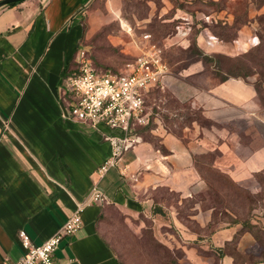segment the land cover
<instances>
[{"label":"crops","instance_id":"crops-1","mask_svg":"<svg viewBox=\"0 0 264 264\" xmlns=\"http://www.w3.org/2000/svg\"><path fill=\"white\" fill-rule=\"evenodd\" d=\"M87 2L22 0L0 5V264L24 252L17 237L20 228L33 243H41L87 197L95 181L108 198L105 204L116 206L127 219L151 217L158 232L181 242L192 264H207L209 258L201 250L223 246L240 224L219 225L213 219L214 207L204 205L207 186L194 156L211 153L213 165L245 185L264 168V106L254 84L234 76L215 80L200 60L177 73L170 71L164 84L145 96L149 133L155 139L139 134L138 142L97 178L93 171L110 151L103 137L107 130L103 124L93 126L64 115L67 97L61 76L83 35L81 12ZM203 16L207 20L208 15ZM222 17L231 22L233 14ZM249 22L238 29L239 44H250L256 35L247 34ZM207 30H200L199 46L232 53V42L206 45ZM155 91L171 92L175 108L166 97L148 104ZM186 103L210 122L195 117L169 122L168 113L181 119ZM183 199L191 202L180 215ZM104 205L84 206L80 228L61 239L55 260L122 264L98 225ZM253 243L252 234L244 231L237 246L244 249ZM220 261L234 264V257L225 252Z\"/></svg>","mask_w":264,"mask_h":264},{"label":"rangeland","instance_id":"rangeland-1","mask_svg":"<svg viewBox=\"0 0 264 264\" xmlns=\"http://www.w3.org/2000/svg\"><path fill=\"white\" fill-rule=\"evenodd\" d=\"M262 2L261 6L264 5V0ZM260 8L256 0H88L81 12L84 31L82 42L79 44L84 45L98 67L125 71L146 44L144 33L150 32L153 41L161 49V55L163 54L171 65L170 71L177 73L182 66L201 57L205 61V72L212 74L215 80H220L225 74L249 73L247 79L252 82L256 79L264 81V59L261 60L263 65L259 66L256 64L257 59L253 61L247 56L249 51L254 54L257 44L250 42L244 45L236 42L238 31L232 39L224 41L235 44L232 53L220 50L219 46L207 49L197 44L205 53L214 54L212 58L205 59L198 52V46L192 47L190 44L192 37H195L197 43V36L203 24H209V28L216 25L215 28L218 29L216 21L230 13L238 15L239 20L235 21L238 27L242 26V18H249L247 34L254 32L259 39L261 28L257 17L264 13V9ZM187 12L193 17L191 31L186 40L176 41L172 20H181V15ZM196 15H208L207 22H196ZM233 31L235 28L229 29L225 34H233ZM62 93L67 100L70 99L71 94L68 91L65 92L62 88ZM160 97H166L168 106L175 108L174 96L168 91L151 93L148 104L153 106L154 102L160 103ZM258 99L264 106V102L259 97ZM183 105L187 108L181 110V119L165 111L170 115L167 119L169 122L182 123L191 117L197 118L200 123L206 122L198 109H190L187 103ZM105 128L108 130L107 126ZM142 133L143 136H148L149 130ZM206 175L210 180L213 179V186L206 184V192L202 195L204 205L215 206L212 217L217 224L226 225L237 215L264 227V169L254 175L247 185L238 182L239 188L231 186L216 175ZM190 202V199H183L178 212L180 215L186 213ZM108 212L109 219L103 222L102 230L126 264H192L185 256L181 242L179 244V241L164 231L158 232V227L151 217L142 215L140 218L127 219L124 212L115 211L113 207ZM261 231H257V237L249 231L254 237V243L246 247L247 249H239L237 246L240 234L236 241L229 244L226 252L233 255L234 264H254L256 259L264 257V231ZM212 248L201 250L209 258L207 264H222L220 250L217 246Z\"/></svg>","mask_w":264,"mask_h":264},{"label":"built area","instance_id":"built-area-1","mask_svg":"<svg viewBox=\"0 0 264 264\" xmlns=\"http://www.w3.org/2000/svg\"><path fill=\"white\" fill-rule=\"evenodd\" d=\"M180 18L173 34L176 41L188 36L193 23L191 14L186 13ZM143 38L146 44L125 71L97 70L88 50L79 44L75 51L77 67L62 78V88L71 94L70 99L66 100L64 115L93 126L103 124L108 127L103 137L108 141L110 151L93 171L97 178L114 166L124 151L138 142L140 136L136 127L146 125L150 120V113L145 105L146 93L158 84L163 85L165 76L170 73L169 64L162 58L161 49L151 39L150 33H144ZM217 40V36L206 31V45L212 46ZM257 40L254 35L251 42L255 44ZM105 202H108V198L95 181L90 186L87 197L41 243H33L27 231L20 228L17 237L24 252L8 264H68L54 258L61 239L80 228L84 206Z\"/></svg>","mask_w":264,"mask_h":264},{"label":"trees","instance_id":"trees-1","mask_svg":"<svg viewBox=\"0 0 264 264\" xmlns=\"http://www.w3.org/2000/svg\"><path fill=\"white\" fill-rule=\"evenodd\" d=\"M22 0H18V1H14V2H10V3H18ZM257 1V4H258V7H261V5L263 4L262 0H256ZM245 14V13H243ZM238 15L234 13L233 15V18L231 20V22H228L225 18H222L220 19L219 21H216V24L218 25V29L215 28L216 25H212L210 26V29L209 28V24L207 25L206 23L203 24V26H206L211 32L214 33L215 36H217V38L221 41H227V40H230L232 39L238 29L240 28V26H236L235 25V21L239 20V17H237ZM258 22L260 24V31H259V39H258V42L256 43L257 45L254 47V54L249 51V53L247 54V56L249 58H252L253 61H255V59H257L258 61H256V64H258L260 66L263 65V63L261 62V60L264 59V13H260V15H258ZM177 19L174 18L172 20L173 22V27H174V30H175V25L177 23ZM249 21V18H242L240 20V25L242 24H245ZM196 22H200L202 24V22H207L203 17L202 18H198L196 20ZM199 23V24H200ZM238 27V28H237ZM193 28V27H192ZM232 28H235V31H233V34H225L228 32L229 29H232ZM83 31H84V27H83ZM146 33H150V32H146ZM151 35V33H150ZM83 36V35H82ZM152 36V35H151ZM152 40H153V37H151ZM82 42V37L80 39V43ZM193 46H198L197 43H196V40H195V37H192V42L190 43ZM198 52L203 55V57L206 59V58H212L214 54H208V53H205L199 46H198ZM219 53V52H218ZM221 53V52H220ZM225 54V53H224ZM219 55V54H218ZM90 56V55H89ZM228 56V55H226ZM162 57L164 60L167 61V59L165 58V56L162 54ZM91 58V56H90ZM92 62H93V65L95 66V68L97 70H108L110 68L108 67H98L94 60L91 58ZM196 60H200L202 61L203 63L205 62L203 58L201 57H197L195 58L194 60L192 61H196ZM168 62V61H167ZM169 64V62H168ZM169 66H171L169 64ZM77 67V63L75 61V55L72 57V59L63 67L62 69V78L68 76L73 70H75ZM112 70V69H110ZM172 70V69H171ZM114 71V70H112ZM258 73L262 74V72H259ZM248 74L249 73H244V74H240V73H234V74H225L224 77H222L221 79H225L229 76H234V77H243V78H247L248 77ZM254 84V87L256 89V93H257V96L262 100V102H264V81H261L260 79H256L255 82H252ZM206 120V122H210L208 119L204 118ZM152 126V123L151 121L148 122L146 125H142V126H138L136 127V132L140 135L143 136V131H148L150 129V127ZM143 137H146V138H149V139H152L154 140L155 137L152 136V134L149 133L148 136H143ZM210 154L211 153H202V154H198V155H195L194 156V163H195V166L197 167V169L199 170L202 178L205 180L206 184L208 183V185L210 184L211 186H213V183H212V180H210L206 175L207 174H210V175H216L219 179H223L225 180L228 184H230L231 186L233 187H238L240 186V184H238L237 181H235L234 179H232L227 173L221 171L218 167H216L215 165H213V161H212V158H210ZM264 169V168H263ZM260 170L258 172L255 173L258 174L259 172L263 171ZM244 189V188H243ZM244 191H246V189H244ZM105 203H102V205H104ZM113 207L115 208V211H118L120 212V209H118L116 206L112 205V204H105L104 207H103V211L102 213H100L99 215V221H98V225H99V228H100V231L102 232L104 238L106 239L108 245L112 248V250L114 251V253L116 254V256L118 257V259L122 262V264H126L124 262V260L117 254L114 246L112 245L111 241L109 240V238L104 234L103 230H102V224L103 222L107 221L109 218V209ZM213 207H215L213 205ZM214 212V208H213V211L212 213ZM229 223H240V227L235 231L233 237L226 241V243L222 246V247H218V249L220 250V254H224L226 252V249L227 247L229 246V244L232 243V241H236L237 237L239 234H241V232L245 231V230H248L250 231L254 236L257 237V231H264V227H259L256 223H253L251 220L247 219V218H239L237 215H235L231 221H229ZM261 231V232H262ZM255 263L256 262H263L264 263V257H259L258 259H256L254 261Z\"/></svg>","mask_w":264,"mask_h":264},{"label":"water","instance_id":"water-1","mask_svg":"<svg viewBox=\"0 0 264 264\" xmlns=\"http://www.w3.org/2000/svg\"><path fill=\"white\" fill-rule=\"evenodd\" d=\"M14 1H18V0H0V5L3 3H9V2H14Z\"/></svg>","mask_w":264,"mask_h":264}]
</instances>
